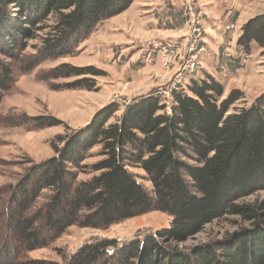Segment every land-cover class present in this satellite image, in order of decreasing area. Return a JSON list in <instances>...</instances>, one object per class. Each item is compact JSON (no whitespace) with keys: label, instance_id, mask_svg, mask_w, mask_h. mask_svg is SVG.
I'll return each instance as SVG.
<instances>
[{"label":"trees","instance_id":"obj_1","mask_svg":"<svg viewBox=\"0 0 264 264\" xmlns=\"http://www.w3.org/2000/svg\"><path fill=\"white\" fill-rule=\"evenodd\" d=\"M134 0H0V103L13 80V64L23 70L50 58L68 57L101 23L125 12ZM45 22L36 53L19 52ZM264 49V13L248 19L236 48L251 55ZM89 76V77H87ZM93 67L62 63L44 78L68 79L66 89L96 90ZM186 91H171L167 112L162 97L151 91L122 108L116 103L97 110L90 121L50 146L54 155L33 163L10 186L0 214V264L43 248L70 227L106 229L157 211L168 228L124 244L99 239L82 245L68 264H264V200L242 199L264 191V92L247 108L229 113L244 94L214 77H191ZM120 107V108H119ZM121 110L113 122L109 118ZM40 127L55 121L38 118ZM99 147V160L85 164ZM90 169L92 176L78 180ZM131 169L141 170L148 191ZM238 216L250 225L185 251L178 245L213 221ZM30 264H40L31 262Z\"/></svg>","mask_w":264,"mask_h":264},{"label":"rangeland","instance_id":"obj_2","mask_svg":"<svg viewBox=\"0 0 264 264\" xmlns=\"http://www.w3.org/2000/svg\"><path fill=\"white\" fill-rule=\"evenodd\" d=\"M194 1L203 17L202 26L206 39L209 34L204 21L208 17H217L222 21V8L216 7L215 4L211 5L210 0ZM263 4L264 0L244 2L239 12L234 13V19H230L234 22L230 30L226 31L224 27H219L220 30L215 36H209L213 41L209 43V51L212 50L211 59L207 63L202 59V70L197 71L193 76L198 79L204 78L208 71L215 75L214 77L208 74L223 86L222 99L235 89L244 94L243 100L233 104L229 113L249 107L256 97L264 92V49L253 44L251 55L245 56L236 48V40L240 35L244 19L251 13L259 11L261 12L258 14L264 13ZM239 14H241L240 18L236 22L235 19ZM182 19L185 27L183 10ZM48 24L49 22H45L38 28L40 30L35 32V38L24 40L25 47L19 52L22 60L36 53L41 37L47 33L45 27ZM105 26H109L108 20L79 42L71 56L46 59L28 71L23 70V61L12 62L13 80L0 103V214L9 197L10 186L17 183L33 163L54 155L50 144L57 135L66 137L72 131L85 126L97 110L108 104L116 103L122 108L132 99L151 91L158 93L168 91L169 99L171 90L186 91V86L190 82L188 79L192 76L187 77L181 86L175 85V88H172L173 73L176 68L178 69L179 63L178 65L174 63L170 71H166L161 60L155 54L148 58L146 47H142L152 41L167 39V33L153 38L143 36L133 42L137 43L134 44L133 49H127V43L115 44L111 40L113 36L104 33ZM184 34L185 29L182 34L172 39H179ZM221 37L223 40L220 43ZM206 45L208 47L207 42ZM62 63L96 69L100 75L94 77L96 90L64 88L65 83L81 77L56 80L44 78L49 70ZM120 111L119 109L109 118L108 122H113L120 115ZM38 118L52 119L56 125L36 129L35 127H39ZM98 153L99 147H93L84 163L91 165L98 161ZM131 172L138 182L151 191V184L141 170L131 169ZM91 176L90 169H87L78 175V180H86ZM262 200H264V191L246 197L240 203L254 204ZM169 222L170 219L166 214L153 211L111 225L106 229L73 226L57 239L48 242L45 247L20 254L11 264H30L35 261L40 264H68L70 256L87 242L110 239L122 245L137 237L164 230L168 228ZM249 225L238 216H226L206 225L201 232L177 247L185 251L196 245L222 239ZM2 236L0 230V240Z\"/></svg>","mask_w":264,"mask_h":264},{"label":"crops","instance_id":"obj_3","mask_svg":"<svg viewBox=\"0 0 264 264\" xmlns=\"http://www.w3.org/2000/svg\"><path fill=\"white\" fill-rule=\"evenodd\" d=\"M248 1L249 0H210L211 5L215 4L216 7L222 8L221 16H223V20L221 21V19L217 17H212L214 19L208 17L204 21V26L209 34L205 39L208 44V51L203 56L204 62H209L211 59L210 56L212 55V50L210 49L209 51V43L213 41L209 36H215L216 32L220 30L219 27H224L226 31L230 30L234 26V22H231L230 19L233 20L234 13L239 12L241 5ZM260 12L261 11L258 13ZM258 13L248 14L244 19V23ZM240 15L241 14L236 17V22L240 18ZM108 23L109 26L103 28L105 30L104 33L111 35V37L113 36L111 40L115 44L127 43V49H133L134 44L137 45V43L133 42L138 39L140 40L143 36L153 38L167 33V39H172L182 34L185 29L183 24L184 20L182 19V7L179 0H134L125 12L109 19ZM209 32H211L212 35ZM219 40L221 43L223 38L221 37ZM105 41H107V39H105ZM108 42H110L109 39ZM240 66H242V64H240ZM205 73L207 72L205 71ZM207 74L213 75L209 71ZM213 76L215 77V75ZM194 78L198 79V77Z\"/></svg>","mask_w":264,"mask_h":264},{"label":"built area","instance_id":"obj_4","mask_svg":"<svg viewBox=\"0 0 264 264\" xmlns=\"http://www.w3.org/2000/svg\"><path fill=\"white\" fill-rule=\"evenodd\" d=\"M179 1L185 18V34L179 39H161L152 41L146 46L142 45L148 51V58L155 54L161 60L166 71H170L174 63L176 65L179 63L178 69L176 68L173 73L172 88H175V85L181 86L187 77H193L197 71L202 70V59L207 49L202 26L203 17L196 6V2L194 0ZM158 94L162 97L168 112L171 102L169 92H159ZM163 94L165 96H162Z\"/></svg>","mask_w":264,"mask_h":264}]
</instances>
